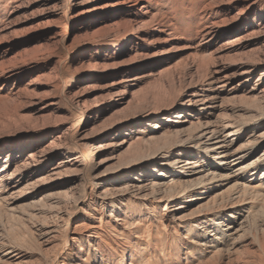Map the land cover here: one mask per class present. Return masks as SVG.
I'll list each match as a JSON object with an SVG mask.
<instances>
[{
    "label": "bare ground",
    "instance_id": "1",
    "mask_svg": "<svg viewBox=\"0 0 264 264\" xmlns=\"http://www.w3.org/2000/svg\"><path fill=\"white\" fill-rule=\"evenodd\" d=\"M36 1L0 0V264H264V0H50L70 84Z\"/></svg>",
    "mask_w": 264,
    "mask_h": 264
},
{
    "label": "rangeland",
    "instance_id": "2",
    "mask_svg": "<svg viewBox=\"0 0 264 264\" xmlns=\"http://www.w3.org/2000/svg\"><path fill=\"white\" fill-rule=\"evenodd\" d=\"M31 5H32V7L29 9V11L27 13L31 14L34 12L35 14L31 15L30 18H28L27 21L21 25L22 31L25 28H28L31 26L33 27L37 23H40L43 20L45 21L46 19H48V16L50 15V12H51V8L54 4L50 0H37L36 3H32ZM41 9H43V11ZM37 11H41L42 13L41 12L38 13ZM56 31H59L61 33L64 32L65 36L69 39L68 40L69 44L68 43L67 44L69 46L68 52L70 54L68 53L67 55H65V51H64V49L62 50L61 47L56 48V49H50V50L45 51V53H47V54H44L42 57L38 56L39 61L43 65L48 66L50 68L52 61L53 62H55L57 60L62 61V59H64V57H67L68 59L66 61L65 60L63 61V68H64V72L67 73L69 76L65 79H63L62 77H59V80H65L66 83H68V84L76 83V81H79L80 79H83L87 76L98 74L99 68L80 66L76 70V67L78 65H75V64H73L72 67H69L70 62L73 61V58H77V57L79 58L80 56L82 57V55L84 56V54H86L88 51L87 46L89 44H91V42L93 40H95L92 37H78V38H76V40H74V37L77 36L79 33L77 31L76 24L73 21L70 22L69 24H67L66 28H64V25H62V24H54V23H50V24H46V25H42V26L40 25L37 27H33L27 31L19 32L15 37H16V40H22V41H27V42L32 41V43H30V44H32L33 46H35V44H36L38 46V45L44 44L46 42L45 41L46 36L50 35L52 32H56ZM254 41L255 40L248 39V40L244 41V43L249 44V43H253ZM254 48H257V47H250L246 51H249V50L254 49ZM53 64H52V66H53ZM138 87L135 88L136 91H140L143 87V84L139 88ZM61 106L66 107V108H70L69 105L66 103H62ZM78 119H80L79 124H80V126H82V124L85 122V117L80 116L79 114H75L72 117V119L70 120V122L72 124H75V122H77ZM110 122H111V120L109 121L108 119H105L101 123H105V125H106V124H109ZM57 123L58 122H56V123H52V122L49 123L48 122L46 124L53 127ZM104 129H102V130L104 131ZM102 130H101V132H102ZM99 131L100 130L94 132V135H99L100 134ZM11 225L13 226V229H14V230L11 229L12 235H15L14 234L15 232L17 235H22V232H24V229L21 226H20L21 228H19L18 227L19 225H17V223H11ZM17 229H20V230H17ZM28 246L30 248H33V249L35 248L34 243L31 241L28 242Z\"/></svg>",
    "mask_w": 264,
    "mask_h": 264
}]
</instances>
